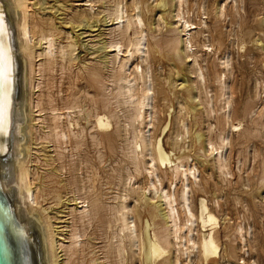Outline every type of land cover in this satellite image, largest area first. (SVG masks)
<instances>
[{
	"label": "bare ground",
	"instance_id": "obj_1",
	"mask_svg": "<svg viewBox=\"0 0 264 264\" xmlns=\"http://www.w3.org/2000/svg\"><path fill=\"white\" fill-rule=\"evenodd\" d=\"M176 1L177 4L175 5L174 16L177 29H175L181 35L168 38L165 45L169 51L173 53L175 58L181 60L180 55L183 54L184 58H188L193 62V67L191 65V73L195 77L193 76L194 80L192 83L194 87H196V90H198V86H203L204 83H206V75L205 72H203V70H205L204 67L202 66V69L199 64L200 61L198 62V58L194 53L198 45L194 42V34L198 33V35L202 36L205 40L207 36L204 34L202 28H207V26L205 22H202L203 25L199 24L195 26L190 20L189 12L184 7L187 1ZM227 1L231 2V0H225V2ZM123 2L124 0H115L113 8L104 10L105 17L109 23L108 27H112L111 32H119L125 44H123L122 41H116L110 42L105 46V48L111 49L115 54L112 55L110 59H107L111 66L110 78L112 88L104 104L107 109L109 106H112V104H116V108L113 112L111 111L108 114L99 112V108H95V113L93 115L95 121L93 127H91L95 129L96 134L92 136V142L97 148L101 146V137L107 139L111 143V132L114 127L113 119H120L118 114L122 112V118L125 120L124 122L122 121L123 126L122 129L120 128V131H122L126 137L129 135V137H125L124 140V143L129 145L127 161H130L133 165L136 175L142 176L143 173H146V182L144 186H139L135 189L133 185H131V183L134 184V175L129 174L126 179H123V187L125 189L126 187H130V190L128 191L126 189L128 192L126 195H119L117 197L119 199L118 205L114 209L112 208L113 216H111L115 219L116 223L114 225L116 226V230L112 240L116 241H112L108 244L109 253L114 255L117 258V262L120 263H124L123 261L126 260L129 254V248L132 255H140L142 264H161L162 261L168 262L169 264H194L195 262L193 263L192 255H195L196 252L200 261L206 264H214L217 262L221 253L219 230H217L219 219L210 210L208 201L203 197L200 200L197 214H195L192 209L190 193L192 188L200 183L198 182V174L201 173H199L198 167L194 163H188L186 165L183 164V162L176 163L172 159L173 154L168 152L163 145V139L171 128L172 120L166 121L165 118H160L157 126L162 128V135H159L157 130L154 135H152L151 130L155 128L153 116L156 108L153 103L155 100V89L153 85L156 83L161 88V84L157 78L154 79V75L151 72L147 60L150 47L148 46V33L143 29V27L146 26L145 19L142 13L135 12V10L140 9L139 4L141 1L133 0V3L131 1L133 4L131 13L125 10V4ZM234 2L236 5L237 0H233V3ZM93 3V0H88L86 4L88 9L83 12L85 13L86 20L82 19L83 13L81 12H77L69 18V22L73 25L72 29L77 33L80 32L77 37L85 34L86 31L95 32L96 21L93 22L95 14H92L95 5H93ZM158 3L156 8H158L161 14L166 11L167 2H165V0H159ZM45 4L44 0H0V15L3 16L4 24L3 29H0V102L3 100L6 89L10 94L11 101L6 124L0 122V222L3 226V237H5L6 248L10 253L12 264H84L82 256L85 248H82L84 243L80 240L83 235L79 232L80 229L79 227L77 228L75 222L79 220V222L84 225L90 224L92 216L98 215L105 209L104 205H101L97 199L89 200L87 196H78L76 198L75 195L83 193L87 186H85V184L80 186L79 182L84 183V181H80L79 178H73L71 182L67 183V186H69L68 188L72 186L74 188V190L69 192L74 195L68 202H75V206H73V208H68V212L59 210L57 212V215L61 214L59 216H50L47 212V208L39 207V199L42 198L44 200L45 194L49 195L51 193H46L45 187H41V185L36 183L37 177L40 174H38L37 170L35 171L36 168L32 169V165H29V163L32 164L31 157L33 155V148L30 147L32 143H29L30 141L44 140L52 144L51 147L54 148L56 152L55 159L52 156L53 163L57 161L61 162L66 156L69 157L72 155L68 156L65 154V152H67L66 146L70 145L71 147L72 145V135L76 140V148H80L83 144L81 139L84 128L81 127L77 132L73 130L75 124L79 125L78 119L80 117L74 119L71 114L78 115L83 113L84 115V106L77 103L76 100H73L64 102V107L60 108L54 104L51 95H46L40 91L42 85L45 83L44 79L47 73L53 72L56 66H60L61 70H64L75 63L76 59L74 58V54L77 49L76 46H78L77 39H74L71 36L72 34L70 35L71 37L67 36L66 44L59 42L60 40H58L56 36L59 34L58 32H60V27H57L53 18L39 16L40 10H45ZM225 6L226 3L219 7L217 11V16L219 18L224 16L223 11ZM57 12H60V9H57ZM58 15L61 16L63 14L60 13ZM160 18L163 20V16H160ZM59 19L64 20L63 18ZM64 22L66 21L64 20ZM153 26L152 21L148 23V31L151 35L155 33V31L152 30ZM176 30L171 29L172 32ZM131 31L134 32L133 40L130 36ZM194 31L196 32L193 33ZM68 33L69 32H67V34ZM201 46L203 48H208V50L210 47L205 41L201 43ZM5 56L10 59V73L8 74L9 83L5 82ZM229 56L231 55L225 53L224 58L222 57L220 61L223 72L217 74V83L220 89V97L223 102V118L226 120L230 129L238 130V126L232 125L229 121L231 118L229 111L231 105L229 91L231 86L228 84L227 80H229L228 78H230L232 73L231 72L228 77V67L230 66L231 59ZM88 67L87 65L85 66V68L88 69L89 76L92 77V80L97 85V78L101 77L99 76V70L96 69V67ZM83 70L84 69H82V71ZM78 74L81 76L80 73ZM78 74L76 73V75ZM18 75L21 79L20 85L17 79ZM171 82L169 81L168 84ZM23 83L25 84L24 86ZM21 87L23 94L21 93ZM43 90L45 89L43 88ZM161 91L164 92L163 88H161ZM55 99L57 98L55 97ZM87 102L88 100H86V103ZM94 104L96 105L97 103ZM205 104L209 107V110H207L208 107H205V112L213 113L214 106L212 102H205ZM46 111L49 112L48 119L43 118L42 115V113L44 112L43 114H45ZM254 113L256 114L255 111ZM211 115L212 114H210V116ZM89 116L90 114L87 112L81 119L89 118ZM212 116L214 117V114ZM208 118L210 119V117ZM40 124L42 125L41 128L38 127ZM182 125L185 134L190 133V130L184 122ZM141 126H143L142 130L140 129ZM92 128H90V130ZM8 136L10 137L11 153L8 152L10 154L6 156V149L9 141ZM180 136H183V133H176L175 135L176 138ZM201 136L202 135H200L199 138ZM218 139H220L219 145L213 144L210 139L206 141V152L215 158L216 169L221 172L222 175L224 174V176H226L229 175V172H227L229 168L227 158L224 156V151L225 148L229 146V132L228 134L220 135ZM73 150L75 151V149ZM138 151H141V158H139ZM100 158H102L101 151H99V159ZM162 168H170L171 172L175 174L168 185L170 188L169 190L164 188L161 182L159 170ZM65 169L66 165L62 163L57 166L55 170L48 172L47 176L44 177L53 181L60 179L58 177ZM72 170H74V168ZM88 180H91V178H88ZM177 181L180 183L178 196L180 210L182 211L181 214L185 216L184 220L180 217L176 186H173L176 185ZM52 183L53 185H58L61 183V180ZM50 192H52L53 196L55 195L54 198L57 201V203H55L59 206V203H62V195H60L62 192L60 193V191L55 188ZM146 192H152L154 197L161 199L160 206H165L161 209L162 212L164 211L162 215L166 220V227L163 231L156 232L155 223L153 222L151 224L149 220L146 221L144 230H138L136 220L141 222L143 219L142 215L137 207H133L126 203L130 194L135 195V201H137L141 196L145 195ZM66 201L67 200L63 202ZM72 204L69 206H72ZM37 206L39 209H37ZM106 207L109 209L110 205ZM65 215L69 217L68 220L72 221L70 222L72 225L65 226L70 230L63 236V233L61 234L59 230L61 226L58 227V224L62 223V221H59L60 217ZM52 219H55V221L58 220L59 222L52 221ZM112 224H110L109 227H113ZM102 227L104 229L106 226L103 225ZM197 229L201 231L198 232ZM239 229L240 240L247 241L246 235L249 234V230L247 231L245 229V231L242 227ZM196 232L197 236H195ZM105 234L107 233L105 232ZM33 240H35L37 244L33 243ZM170 246L174 248L172 258L169 257L170 251L168 248ZM106 251L107 250L104 252ZM75 256L78 258L75 259ZM240 259L243 260L242 257ZM128 263L130 264L131 262Z\"/></svg>",
	"mask_w": 264,
	"mask_h": 264
},
{
	"label": "rangeland",
	"instance_id": "obj_2",
	"mask_svg": "<svg viewBox=\"0 0 264 264\" xmlns=\"http://www.w3.org/2000/svg\"><path fill=\"white\" fill-rule=\"evenodd\" d=\"M93 1L95 9L92 11V14H95L93 18V22L96 21L95 32L86 31L85 34L79 37H77V35H79L78 33L80 32L77 33L72 29L73 25L69 22V18L77 12L83 13L87 11L88 6L86 4L88 0H44V3H46L44 5L45 10H40L39 16L53 18L57 27H60V32H58L59 34L57 35L58 37L56 36V38L60 40V43L66 44L67 36L72 34L71 36L77 39L78 45L76 46L77 49L74 54V58L76 59L75 63L64 70H61L60 66H56L53 72L47 73L45 75L46 78L44 77L45 83L42 85V90L40 89V91L46 95H51L54 104L60 108L64 107V102L73 100H76L77 103L84 106V115L83 113L78 115L71 114L74 119L80 117L78 119L79 125L75 124L73 130L77 132L83 127L84 131L82 134L84 137L82 136V139H84H81L83 142L82 146L76 148V140L72 135L71 147L73 146L74 148H71L70 145L66 146L67 152H65V154L68 156L72 155L69 157L66 156L61 161L66 165V169L63 170L62 174L58 177L60 179L54 180H61V183L58 185H53V180L44 177L47 176L48 172L55 170L57 166L62 164L58 161L55 163L52 162L53 157L55 159L56 156L55 149L51 147L52 144L44 140L30 141L29 143H32L30 147L33 148V155L31 157L32 164L29 163V165H32V169L36 168L35 171L37 170L38 174H40L37 177L36 183L41 185V187H45L46 193H51L49 195L45 194L44 200L42 198L39 199V207L47 208V212L50 216L54 217L59 210L68 212V208H73V206H75V202H68V200L73 198L74 194L69 192L74 190V188L73 186L68 188L69 186H67V183L71 182L73 178H79L80 181H84V183L79 182L80 186H82V184L87 186L83 193L75 195L76 198L78 196H87L89 200L97 199L101 205H104L105 209L98 215L92 216L90 224L84 225L76 219L77 221L75 224L77 228L79 227V232L83 235L80 240L84 243L82 248H85L83 253L84 257L82 256L84 264H129L128 262H131L130 264H142L140 255H132L129 248V254L126 260L123 261L124 263L117 262V258L109 253L108 244L113 241L112 239L116 230V226H114L116 224L115 219L112 218L113 209L119 203L117 197L119 195H126L128 193L126 189L128 191L130 190V187H126V189L123 187L122 181L126 179L129 174L134 175V184L131 183V185L136 189L139 186H144L146 182V173H143L142 176L136 175L133 165L130 161H127L129 145L124 143L126 136L120 131L125 120L122 118V112L119 113L118 111L120 119H113L114 127L111 132V143L107 139L101 137V146L97 148L92 142V136L96 134L95 129L92 128L95 121L93 118L95 108L97 107L99 108V112L107 114L111 111L113 112L116 108V104H112L108 109L104 104L112 88L110 78L111 66L107 59H110L111 56L115 54V52L105 48V46L110 42L116 41H122L123 44H125L119 32H111L112 27H108L109 23L104 13V10L114 7L115 0ZM131 1L133 3V0H124L123 2L125 4V10H127L128 13H131L133 9ZM139 1H141V5L139 4L140 9L135 10V12L142 13L145 19L146 26H144L143 29L148 33V46L150 47L147 60L151 72L154 75V79H158L161 88L164 90V92H162L160 86L154 83L155 100L153 103L156 108L153 116L155 128L151 130L152 135H154L156 130L159 135H162V128L157 126L160 118H165L166 121H170L171 119V128L163 139V145L168 152L173 154L172 159L176 163L183 162L185 165L194 163L197 165L199 173H203L202 175L198 174V182L200 183L197 182L198 185L192 188L190 202L192 203L194 213L197 214L200 200L202 197L205 198V200L208 201L210 210L219 219L217 230H219L221 253L217 262L214 264H264V0H237L236 5L235 2L233 3V0H231V2H225V0H186L187 4L184 7L189 12L191 22L194 23L195 26L199 24L203 25L202 22H205L207 26V28H202L204 34L207 36L205 40L202 36L198 35V33L194 34V42L198 44V48L196 47L194 53L198 58V62L200 61L199 64L201 67H204L205 70H203V72H205L206 75V83H204L203 86H198V90H196V87H194L192 83L195 77L191 73L193 62L188 58H184L183 54L180 55L181 60L175 58L173 53H171L165 45L168 38L181 35L176 30L177 23L174 16L177 1L165 0V2H167L166 11L161 14L158 8H156L159 4V0ZM225 3L226 6L223 11L224 16L219 18L217 16V11L219 7ZM57 9H60V12H57ZM60 13L63 15H58ZM160 16H163V20ZM59 18H63L66 22ZM85 18V13H83L82 19L86 20ZM151 21L152 26L154 25L152 30L155 31L153 35L148 31V23ZM171 29L176 31L172 32ZM67 32L69 33L67 34ZM195 32L196 31L193 33ZM130 36L133 40L134 32L131 31ZM204 41L210 46L209 50L201 46V43ZM225 53L231 55L229 57L232 59H230V66L228 67V77L231 72L232 77L230 76V78H228L229 80H227L228 84L231 86L229 91V100L231 101L229 111L231 118L229 121L232 125L238 126V130L230 129L226 120L223 118V102L220 97V89L217 83V74L223 72L220 61L222 57L224 58ZM86 65L89 66L88 68L96 67V69L99 70V76L101 77L97 78V85L92 80V77L89 76L88 69L85 68ZM82 69L84 70L82 71ZM76 73H80L81 76L79 74L76 75ZM17 79L20 85L21 79L19 75ZM167 80L168 82L172 81V84H168ZM24 85L23 83V86ZM43 88L45 90H43ZM55 97L57 99H55ZM86 100H88L87 103ZM205 102H212L214 106L213 113L205 112V107H208ZM94 103L97 104L95 105ZM207 110H209V107ZM87 112L90 114L89 118L81 119ZM43 113V118L48 119L49 112L46 111L45 114ZM210 114H214V117L212 115L210 116ZM208 117H210V119ZM183 122L187 125L190 133L185 134V130H183L182 127ZM38 127L41 128L42 125L40 124ZM90 128L92 129L90 130ZM142 128L143 126L140 127L141 130ZM228 132L229 146H227L224 151V156L227 158L229 168L227 171L229 175H226V178L224 174L222 175L221 172L216 169L215 158L206 152V141L210 139L213 144L219 145L220 139L218 138L220 135L228 134ZM176 133H183V136L176 138ZM200 135L202 136L199 138ZM128 137L129 135L126 138ZM8 139L6 156L11 153L10 137ZM73 149H75V151ZM99 151H101L102 154L101 160L99 159ZM138 153L139 158H141V151H138ZM71 167L72 169L74 168V170H72ZM159 174L163 187L169 190L170 188L168 185L175 174L171 172L170 168H162L159 170ZM88 178H91V180H88ZM173 186H176L180 217L184 220L185 216L181 214L182 211L180 210L178 196L180 191L179 181ZM53 188L59 190L60 193L62 192L60 194L62 195V203H59V206L56 204L55 195L53 196L52 192H50ZM129 196L126 203L133 207H137L143 218L141 222L136 220L138 230H144L147 220H149L151 224L153 222L155 223L156 232L165 229L166 220L162 215L164 211L162 212L161 210L165 206H160V198L154 197L152 192H146V194L141 196L137 201H135V195L130 194ZM65 200L67 201L63 202ZM71 204L72 206H69ZM105 205H110L109 209H107ZM39 207L37 206V209H39ZM68 218L69 217L65 215L59 219L62 223H59L58 227L61 226L59 230L61 234L63 233V236L70 230L65 226L72 225L70 223L72 221L68 220ZM52 221H55V219H52ZM59 221L56 220L55 222ZM104 223L108 224L105 225ZM110 224H112L113 227H109ZM103 225L106 226L104 229L102 227ZM240 227L244 230H249V234L246 235L247 241L240 240V231H238ZM200 231L199 229L198 232ZM105 232L107 234H105ZM195 236H197V232ZM33 243L37 244L35 240H33ZM105 250L107 251L104 252ZM168 250L170 251L169 257L172 258L174 248L170 246ZM241 257L243 260L240 259ZM77 258L78 257L75 256V259ZM192 259L193 263L195 262L194 264H206L200 261L196 252L195 255H192ZM133 260L136 261L134 262ZM161 264L169 263L162 261Z\"/></svg>",
	"mask_w": 264,
	"mask_h": 264
},
{
	"label": "snow or ice",
	"instance_id": "obj_3",
	"mask_svg": "<svg viewBox=\"0 0 264 264\" xmlns=\"http://www.w3.org/2000/svg\"><path fill=\"white\" fill-rule=\"evenodd\" d=\"M3 27H4L3 16L0 15V29H3ZM5 64H6L5 82L9 83L10 81L8 80V74L10 73V59L7 56H5ZM10 104H11L10 94L6 89L3 95V100L2 102H0V122H3L5 124L8 120V112H9Z\"/></svg>",
	"mask_w": 264,
	"mask_h": 264
},
{
	"label": "water",
	"instance_id": "obj_4",
	"mask_svg": "<svg viewBox=\"0 0 264 264\" xmlns=\"http://www.w3.org/2000/svg\"><path fill=\"white\" fill-rule=\"evenodd\" d=\"M0 264H12L10 253L7 251L5 237H3V226L0 222Z\"/></svg>",
	"mask_w": 264,
	"mask_h": 264
}]
</instances>
